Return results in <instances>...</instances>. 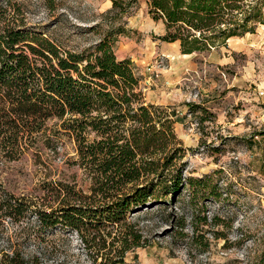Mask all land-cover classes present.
<instances>
[{"label": "rangeland", "instance_id": "rangeland-1", "mask_svg": "<svg viewBox=\"0 0 264 264\" xmlns=\"http://www.w3.org/2000/svg\"><path fill=\"white\" fill-rule=\"evenodd\" d=\"M9 1V19L66 50L89 52L114 32V54L130 60L144 100L178 116L173 130L183 151L175 163L183 189L168 204L127 214L143 243L116 264L264 263V24L225 45L182 55L178 41L162 40L165 25L149 11V0H122L115 10L112 0ZM59 124L50 119L46 136L17 160L0 164L3 187L39 208L62 201L60 185L86 192L90 184L75 163L74 139ZM2 224L4 237L42 264H111L108 258H118L61 222L39 224L34 213ZM122 230L105 233V244Z\"/></svg>", "mask_w": 264, "mask_h": 264}, {"label": "trees", "instance_id": "trees-1", "mask_svg": "<svg viewBox=\"0 0 264 264\" xmlns=\"http://www.w3.org/2000/svg\"><path fill=\"white\" fill-rule=\"evenodd\" d=\"M121 3L112 0V10ZM263 4L149 0V11L163 20L162 40L178 41L181 52L190 54L254 33L264 24ZM11 6L0 0V164L20 158L46 136L47 122L56 118L74 139L75 163L90 184L86 192L60 185L62 201L45 209L0 182V264H42L37 254H26L11 236L4 237L6 218L19 222L30 213L41 225L61 222L81 238L101 242V248H108L105 255L117 253L118 258H108L116 264L126 250L143 243L127 214L147 204H168L183 189L181 167L175 163L183 151L173 130L178 116L144 100L130 60L114 54V32H107L89 52L66 50L23 21L9 19ZM260 135L264 138V129ZM45 143L50 145L49 137ZM115 227L123 230L105 244L104 234Z\"/></svg>", "mask_w": 264, "mask_h": 264}, {"label": "crops", "instance_id": "crops-1", "mask_svg": "<svg viewBox=\"0 0 264 264\" xmlns=\"http://www.w3.org/2000/svg\"><path fill=\"white\" fill-rule=\"evenodd\" d=\"M191 54H192V53H190V54H183V53H182V55H191Z\"/></svg>", "mask_w": 264, "mask_h": 264}]
</instances>
